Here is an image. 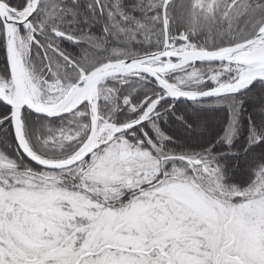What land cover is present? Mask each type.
<instances>
[{
	"label": "snow or ice",
	"instance_id": "6c2138e0",
	"mask_svg": "<svg viewBox=\"0 0 264 264\" xmlns=\"http://www.w3.org/2000/svg\"><path fill=\"white\" fill-rule=\"evenodd\" d=\"M0 264H264V0H0Z\"/></svg>",
	"mask_w": 264,
	"mask_h": 264
}]
</instances>
